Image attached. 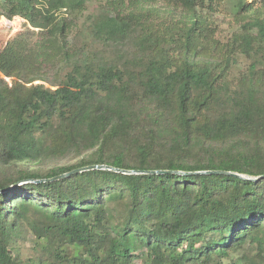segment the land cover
Instances as JSON below:
<instances>
[{"label": "trees", "instance_id": "obj_1", "mask_svg": "<svg viewBox=\"0 0 264 264\" xmlns=\"http://www.w3.org/2000/svg\"><path fill=\"white\" fill-rule=\"evenodd\" d=\"M0 1L9 18L21 16L38 30L17 35L0 53V72L23 83L9 88L0 78V264H136V252L147 264H219L246 246L264 245V178L253 181L264 177V143H245L252 131L264 134V89L238 84L231 92L222 84L224 71L192 58L208 29L200 11H210L211 1L163 0L189 15L188 27L167 31L168 42L181 48L177 54L173 47L158 50L164 30L142 31L140 17L94 18L96 40L136 43L142 70L126 81L117 66L71 50L68 23L56 17L95 0ZM240 11L249 15L240 39L247 53L259 55L255 64L264 72V15L246 4ZM7 24L0 18V26ZM48 56L69 67L64 81L28 87L48 80L39 66ZM128 84L144 93L137 105ZM85 152L78 162L32 168ZM97 165L137 173L90 170L37 183ZM150 171L192 174L142 173ZM216 171L252 180L197 174ZM24 228L49 244L39 262L17 260L10 251Z\"/></svg>", "mask_w": 264, "mask_h": 264}, {"label": "rangeland", "instance_id": "obj_2", "mask_svg": "<svg viewBox=\"0 0 264 264\" xmlns=\"http://www.w3.org/2000/svg\"><path fill=\"white\" fill-rule=\"evenodd\" d=\"M114 1V2H113ZM95 0L89 1L85 8L76 14H69L63 10L56 14L58 20H65L68 23L67 41L71 50L79 52L82 58H88L94 63H108L117 66L125 74L124 81L127 80L128 74L139 75L141 67L136 64L138 50L135 48L133 38H126L124 42L112 43L96 40L91 35V27L94 18L102 13L111 12L113 15L120 16L135 15L140 17L142 31L151 28H161L162 38L165 40L163 46L158 50H168L173 45L168 42L169 34L167 31L173 29L176 24L180 27L189 26V15L185 10L179 8L175 4H171L161 0L155 5H145L144 3H136V0ZM211 1L210 11H200V16L207 20L208 29H204L202 34V42L197 47H192L191 56L195 58L199 65L205 63L211 64L217 68V73L224 71L222 84H227L231 88V92L236 89L238 84H259L264 89V72L262 66L255 64L259 55L257 53H247L241 41V34L245 33L244 27L247 24L248 14L240 11L242 4H246L251 8V12L258 11L259 15H264V0H222L218 3ZM42 2V1H41ZM0 18H5L12 24L0 26V53L5 49L7 44L17 35L27 32H38L32 28L26 19L21 16L8 17V9L6 10L3 1H0ZM43 4H40L42 6ZM153 8V9H150ZM150 10V12H148ZM153 10V11H152ZM155 10V11H154ZM206 27V28H207ZM140 31V32H142ZM138 32V33H140ZM35 40L37 37L32 36ZM137 42V41H136ZM176 54L181 51L180 46H174ZM136 56V57H134ZM54 62V63H53ZM49 64V66H47ZM218 64V66H217ZM41 76H45L46 82L36 81L28 84H44L50 87L52 84H60L64 81V76L69 71V67L64 69V65L52 57H47V62L40 64ZM0 78H3L9 88L23 84L17 77H7L0 72ZM121 85V84H120ZM124 85V84H123ZM130 90V99L132 104L137 105L143 98V91L133 88L128 84ZM139 107V106H137ZM59 126L58 118L47 128L49 139L55 135V130ZM247 139V140H246ZM264 143V134L259 131H252L245 137V143L250 144V148H254L257 141ZM229 141H225L224 147L230 146ZM89 155L88 152L77 154H66L56 159H49L32 165V168L39 171H47L55 165H68L78 162ZM20 163H24L20 162ZM4 193V192H0ZM119 216V213H118ZM264 234V233H263ZM264 238V237H261ZM48 243L45 240L39 241L35 234L29 228H24L19 232L10 246V251L17 260L23 262H39L42 254H45ZM74 251V249H67ZM136 264L145 263L146 256H141L140 252H136ZM219 264H264V245L246 246L240 252L232 253L229 258L216 261Z\"/></svg>", "mask_w": 264, "mask_h": 264}, {"label": "water", "instance_id": "obj_3", "mask_svg": "<svg viewBox=\"0 0 264 264\" xmlns=\"http://www.w3.org/2000/svg\"><path fill=\"white\" fill-rule=\"evenodd\" d=\"M90 170H109V171L120 172V173H123V174H134V173H137L135 171H125V170L115 169V168L109 167V166H98L97 165V166H91V167L79 169V170L73 171L71 173L62 175V176H60L58 178H54V179H51V180L37 181V183L47 182V181H56V180L67 178V177H69L71 175L83 173V172L90 171ZM142 173L152 174V175H165V174H187V175H190V174H192V173H181V172H171V171H150V172H142ZM197 174H225V175H232V176H235L237 178H241L243 180H252V179H248V178H246V177H244L242 175L234 174V173H230V172L216 171V172H202V173H197ZM262 178H264V177H260V178L254 179L253 181H258V180H260Z\"/></svg>", "mask_w": 264, "mask_h": 264}]
</instances>
